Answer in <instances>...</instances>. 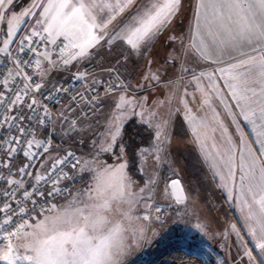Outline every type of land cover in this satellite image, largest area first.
Wrapping results in <instances>:
<instances>
[{
    "label": "snow or ice",
    "instance_id": "1",
    "mask_svg": "<svg viewBox=\"0 0 264 264\" xmlns=\"http://www.w3.org/2000/svg\"><path fill=\"white\" fill-rule=\"evenodd\" d=\"M13 2L14 0H0V21L6 19ZM182 3L183 0H163V3L159 0H31L30 6L18 16L13 14L7 19L8 27L0 53L6 57H14L12 63L15 71L9 70L0 81V130L9 133L0 137V216L5 217L0 222V229L4 225H12L13 230L4 231L3 239L9 242L6 245L7 251L0 259L13 264L10 258L13 252L11 238L19 237L22 241L20 246L35 252L34 257L24 256L22 259L34 260L35 264H121L123 254L138 243L140 237L137 233H133L130 238L126 237L121 225L110 218L113 212L130 220L132 208L143 202L145 211L138 232H148L163 214L158 206L153 207L154 193L159 191L176 204H182L188 199L183 195L184 189L179 179H169L161 190L160 182L154 174L149 176L143 187L138 186V193L133 192L134 181L126 171L127 154L123 144V117L130 112L139 116L141 123L147 124L153 133L149 146L133 153L136 159L145 166L151 160L152 166L158 169L167 162L170 155L171 115L162 114L159 104H149L147 96L140 99L128 96L131 86L126 83V74L129 72V65L135 63L133 57L142 58L150 52L154 41L181 10ZM198 7L207 5L201 4ZM213 7L219 10L218 16L229 36L228 41H222L224 47L219 49V53H227L236 61L229 64L228 69L220 70L226 72L231 81L226 82L224 87L229 89L228 95L235 101V108L239 109V112L233 110L231 115L237 117V123L242 117L253 125L259 137L256 143L262 145L259 149L250 148L243 141L234 144L228 139L225 164L229 166L231 174L232 153L235 150L240 153L241 167L246 166L248 169L250 183L247 191L251 193V203L245 201L248 207L245 219L252 222L249 223V235L255 243V249L259 250V255H254V250L245 246L242 249V261L243 264H264V0H252L249 3L229 0ZM36 9L42 11L37 13ZM225 9L229 13L227 16ZM37 15L31 31L18 42L15 41L19 23L23 22L21 18ZM194 16L198 19L199 13L194 12ZM61 37L67 43L58 44ZM168 39L174 42L178 38L169 36ZM38 42L45 44L44 51L34 46ZM13 43H16V52L21 55L10 51ZM48 45L58 49L57 59L52 58ZM105 45L108 46L109 53L115 52L116 55L114 64L107 69L113 80L108 82L104 91L106 95H110L119 89L120 94L115 104V118L109 121L106 129V143L98 145V148L99 151H112L119 147L118 159L121 162L109 167L96 159L98 152L92 161H88L78 158L73 151H66L62 156L53 158L46 168L42 164V173L25 185L23 179L18 177L32 176L33 173L27 171L31 164L23 163L16 167L14 158L22 155L30 162L37 155L31 151L32 148H40L44 144L43 140L36 139V128L46 126L49 114L48 108L39 102L36 94L44 87L47 72L59 67L61 63L66 66L72 60L93 54L100 55L99 51L93 53L91 50L97 47L103 49ZM244 48H250L251 51H243ZM66 50H72L70 58H65ZM233 51L238 56H233ZM216 52L215 48L210 51L201 49L200 55L201 58L209 59ZM29 56L34 59L26 58ZM169 57L172 62L175 61L173 54L170 53ZM42 61H47V69L41 67ZM148 63L151 64L152 61L149 60ZM26 69H33V75H29ZM34 75H39L40 80H35ZM86 75L81 73L76 79H84ZM142 78L148 82L160 80L158 71H149ZM202 78L208 80L210 89L218 87L211 75L193 74L197 90H200ZM10 81L13 82L12 86H9ZM97 83L103 86L105 82L94 80V93ZM58 91L67 93L69 89L61 87ZM80 98L85 99L83 96ZM182 102L186 105V101ZM88 103L98 104L99 94L93 95ZM229 107L233 106L230 104ZM136 108L140 111L136 112ZM25 109L28 110L27 113ZM61 116L64 117V114L61 113ZM26 122L28 127L25 126ZM76 130L77 120L74 119L68 124V131ZM223 130L226 132L227 128ZM43 152L48 153L49 148L44 147ZM93 162L103 169L97 174L95 188L81 190L68 207L54 217H45L39 224L29 223V219L25 217L35 212L40 201L64 195L65 192L71 195L68 182L75 179L72 173L78 168L81 172L92 171ZM257 162L258 184L252 182L256 180ZM5 169L7 174L3 171ZM42 185L47 187L42 188ZM117 201L120 203H114ZM75 203L83 204L84 207H75ZM124 203L128 205L127 209L123 208ZM55 208L53 204L43 211L52 212ZM27 228L33 230L29 232L26 231ZM232 231L240 236L235 225L232 226ZM241 241L243 243L242 237Z\"/></svg>",
    "mask_w": 264,
    "mask_h": 264
},
{
    "label": "rangeland",
    "instance_id": "2",
    "mask_svg": "<svg viewBox=\"0 0 264 264\" xmlns=\"http://www.w3.org/2000/svg\"><path fill=\"white\" fill-rule=\"evenodd\" d=\"M30 3L31 0H14V5L12 6L14 9L12 10V13L16 11L19 15L22 10L30 6ZM190 7L189 10L186 11L187 18H189L188 23L192 16V10ZM37 10L41 9H36L35 11ZM30 17L31 16H28L25 22ZM179 34L182 37L185 35V38L182 40V46H184L183 51L181 50L179 52L180 58H175L174 62H172L170 58H167L164 60V63H161L166 64V66L163 67L164 69L159 72L160 74L158 73L160 76L159 81L161 83L164 81L165 77H168V75L174 71L177 72L178 70L179 73L176 74L174 82L176 84L178 83V86L179 84H184L186 82V80H184L186 77L184 74L187 73V71H183V69H189L191 56L193 54L192 45L190 44V24L186 27L185 34L183 31L182 34ZM105 49L106 45L103 49L97 47L91 51L95 53L96 51L101 52ZM48 50L51 51L53 59L58 58V52L55 51L53 46L52 48L48 47ZM174 51L177 52V50ZM155 55H157V53H155ZM98 56L99 55L93 54L78 60H85L89 58L97 59ZM109 61L112 62L105 64L109 65L108 67L114 64V60L109 59L108 62ZM166 61L168 62L166 63ZM88 62H90V60L87 61V63ZM93 62L104 65L97 61ZM85 64L86 63H83L76 71L81 70ZM48 67L49 66L45 69ZM105 73L106 71H102L101 75H104ZM144 74L145 73L132 76L127 73V76L130 78V82L128 84L131 86L128 89V96L140 99L142 96L149 93L146 92L147 85H151L153 81H145L142 78ZM69 76L70 75H68L67 78ZM133 77L134 85L132 82ZM160 86L161 85L158 87ZM142 87L143 90L141 89ZM149 88L151 87L148 86V89ZM119 94V89L112 92L110 95L105 94L100 99L98 110L92 118H87L84 115L83 106L72 114L66 113L63 109L55 113L52 126L49 128H41L40 131H38L37 137H41L47 132H52L54 138V143L42 163L44 167L46 168L48 163L53 158L61 156L69 150L76 151L79 158L88 161H92L93 156H95L98 152L99 154L96 156V159L100 164L105 166L113 167L120 163L121 161L118 159L120 148L116 147V150L113 149L112 151H99L98 148V145L106 143V129L108 128L109 121L114 120L115 118L116 114L114 113V109ZM153 94H155V97H158V95H156L157 93ZM158 99L159 97L156 100ZM166 103H168V101H166ZM173 105H176L174 101L170 107L166 105L163 108V103L159 106V111L162 114L171 115L170 155L167 157V162L161 164L157 169L152 166L151 160H149L148 165L145 166L136 158H132L133 155H131L130 152L135 153L138 147V141L136 139L137 135L139 133L141 134V142L143 143H145L148 136L151 135L150 129L146 124H144V128H147L148 130L146 129L144 131L142 129L143 124L135 120L137 125L135 130L138 128L137 131L134 130L133 135L130 137L129 135H125V137L123 136V144L126 146L127 154L126 171L134 181L132 191L138 193L139 187H143L144 183L149 179V176L153 174L158 178L160 182V189L162 190L164 183L166 182L162 176V171L167 169L169 170L168 180L178 176L182 177L187 194L186 197H188V199H186L182 204H176L174 201H170L162 196L159 191L154 193L153 203L167 206L168 215L164 221H155L151 225L152 230L148 232H138L142 221V211L145 210V204L143 202L132 208L130 220L123 218L117 212H113L110 218L115 219V221L121 225V227L125 230L126 237L130 238L133 233H137L140 237L139 242L133 244L132 247H130L123 254L121 257V264H228L226 258V247L227 244L230 243V202L225 198V196L223 197L222 191H220L219 188H216L217 184L215 183L213 176H211L209 168L204 165L201 158L198 159V156L192 152L195 150L191 149L189 151L190 153L184 154L182 153V149H179L178 147V140L173 139L174 133L178 132L182 128V125L177 120L175 107ZM139 111L140 109L136 108V112ZM61 113H63L64 117L67 118L66 120L61 116ZM130 115H132L130 112L126 113V116ZM124 118L126 117H123V120ZM74 119L77 120V130L70 132L68 131V124ZM133 136L135 137L133 138ZM130 138L135 139V142ZM89 153H92V155H89ZM134 164H136V168H134L131 172L130 167H133ZM92 168V171L87 172H81L79 168L75 170L72 174L74 176H83L84 181L77 183V185L70 191L71 195L67 194L62 197L57 202L54 211H46L44 213L37 214L29 220V223L39 224L45 219V217H54L57 213L63 212L68 207L69 203L73 201V197L77 196L81 190H85L86 188H95L97 186V174L102 172L103 169L97 167L94 162L92 164ZM141 168H144V171H141ZM137 177H139L140 180H138ZM217 195H219L218 198ZM222 198H224V200ZM114 203L120 202L117 201ZM74 206L80 208L84 207L83 204L79 203H75ZM123 208L127 209L128 205L124 203ZM32 230V228L26 229V231L29 232ZM1 241L4 242L0 243V256L7 251L6 245L9 242L6 239ZM11 243L13 244V252L11 253L10 258L13 260V264H35L34 260L29 261L22 259L24 256L34 257L35 252L30 248L26 249L20 246L22 241L19 237H12ZM16 257H21V259H16ZM172 257L180 259L178 262L172 263L170 261ZM184 260H189V262H185ZM0 264H9V262L0 259Z\"/></svg>",
    "mask_w": 264,
    "mask_h": 264
},
{
    "label": "crops",
    "instance_id": "3",
    "mask_svg": "<svg viewBox=\"0 0 264 264\" xmlns=\"http://www.w3.org/2000/svg\"><path fill=\"white\" fill-rule=\"evenodd\" d=\"M159 2L163 3V0H159ZM227 2H229V0H183L181 10L172 18L168 28L154 41L150 52L142 58L133 57L135 63L129 65L128 73L132 76L141 75L149 71H158L159 73L164 69L163 67L166 66V64L161 63H164L165 59L170 58V53L173 54L175 58H180L179 52L181 50L183 51L184 46H182V40L185 38V35L182 37L179 33L182 34L183 31L185 34L186 27L190 24V44L192 45L193 54L191 56L189 69L187 73L184 74V76H186L184 78L186 82L178 86V83L176 84L174 82V78H176L175 76L179 73V70L177 72L174 71L168 75V77H165L162 83L160 81H153L151 85H147L146 92L149 93L140 96H147L149 104L155 102L160 105V102H163V108L166 105L170 107L173 101L176 103V105L173 106L175 107L177 120L182 125V128L174 133L173 139L178 140V147L182 149V153L186 154L190 153L189 151L191 149L195 150L192 152L198 156V159L201 158L204 165L209 168L211 176H213L217 184L216 188H219V190L222 191L223 197L225 196L230 202V243H228L226 247V258L228 264H243V247L247 246L254 250V255H259V250L255 249V243L251 235H249V223L252 222L246 221L245 219L248 213V207L245 201L251 203V193L247 191L250 179L247 167H241L240 153L235 150L232 153L231 174H229V166L225 164L228 147L227 141L231 139L234 144L243 141L248 147L256 149H259L262 145L256 143L259 137L254 131L253 125L244 121L242 117L239 118V122L237 123V117L231 115L233 110L239 112V109L235 108V101L228 95L229 89L224 87L226 82L231 81L226 72L220 71L221 69H228L229 64L236 62L227 53L223 55L219 53V49L224 47L222 41H228L229 36L224 30L223 22L218 16L219 10L214 8L213 5ZM241 2L249 3L252 2V0H241ZM201 4L207 5V7H198ZM12 6L10 7L6 19L0 21V47H2V41L5 38L8 27L6 21L8 18H11L13 14L17 13L16 11L12 13L14 9ZM189 7L192 10V16L188 23L189 18H187L186 11L189 10ZM41 10H39V12ZM194 12L199 13L198 19L194 16ZM224 13L225 16L229 14L227 9L224 10ZM16 15L18 16V13ZM21 19L23 22L19 23L17 34L27 17H22ZM169 36H176L178 39L171 42L168 39ZM11 46L12 45H10V48ZM48 47L52 48V45H48ZM107 48L108 46L106 45V49L100 52L101 54L97 59L72 60L66 66L61 63L59 67L52 68L50 72H47L44 79V87L40 92L51 88L58 81L66 79L68 75L76 71L83 63H87L89 60L104 64L101 65L103 68L108 67L109 65L105 64L112 62H108V60H114L116 53H109ZM212 48L217 49L216 54L212 55L209 59L201 58V49L210 51ZM44 50L45 49H43V51ZM174 50H177V52ZM242 50L251 51L250 48H244ZM71 51L72 50L65 51V58H70ZM155 53H157V55H155ZM1 54L2 53H0V55ZM232 55L238 56V53L233 51ZM149 60L152 61L151 64L148 63ZM47 66V61H42L41 67L45 69ZM201 73L211 75L218 87L215 90L210 89L208 80L202 78L200 81V90H197V83L193 80V74L199 76ZM132 82L134 85V77L132 78ZM159 85H161V88L158 87ZM148 86L151 88L148 89ZM141 89L143 90V87ZM257 92H259V88H257ZM153 93H157L156 95L159 97L158 100H156L158 97H155ZM217 97H219V99ZM221 100H223V103H221ZM166 101H168V103H166ZM182 101H186V105ZM230 104L233 106L232 108L229 107ZM57 112L58 111H56V113ZM216 113H219V115H216ZM125 117L126 118L123 120L124 137L125 135L127 136L126 128L128 123H131L133 120L135 124L136 121L141 123L139 116L130 115ZM222 124L223 127L221 126ZM223 128H227V131L225 132ZM142 129L144 131L147 129L144 128V124L142 125ZM150 134L151 135L148 136L145 143L141 142V134L139 133L137 135V149L149 146L153 136L151 129ZM257 163L258 167L255 173L256 180L252 181L256 184L259 183V162ZM179 178L183 183L182 177ZM137 179L140 180L139 177H137ZM218 196L219 195H217V198ZM222 199L224 200V198ZM233 225L239 230L240 236H237L236 233L232 231ZM241 237L243 238V243ZM3 242L4 241H1L0 243Z\"/></svg>",
    "mask_w": 264,
    "mask_h": 264
},
{
    "label": "built area",
    "instance_id": "4",
    "mask_svg": "<svg viewBox=\"0 0 264 264\" xmlns=\"http://www.w3.org/2000/svg\"><path fill=\"white\" fill-rule=\"evenodd\" d=\"M36 12L39 13V10H37ZM37 18H38V15L31 16L25 22L22 28L19 30L14 40L18 42L22 36L28 34L31 31L32 26H34L35 20ZM61 42L67 43V41L63 40V37L59 38L57 41L58 44H60ZM34 46H36L40 51H43L45 44L38 42ZM16 47H17L16 43H13L10 48V51H13L15 55H21L18 52H16ZM55 51L58 52V49H55ZM26 58L34 59V57H31V56L26 57ZM13 59L14 57H6V55L3 53L0 55V81L4 79V76L7 75L9 70L15 71V66L12 63ZM107 69L108 67L104 69L100 64L90 61L86 63L82 67L81 70L73 71L66 80H60L56 84H54L53 87L36 94L39 102L48 108L49 119L46 120V126H38L36 128V139L44 141V144L40 148H36L35 146L32 148L31 151L36 153L37 155L33 157V159L30 162L26 160L22 155L16 156L14 158V164L16 165V167L21 166L23 163L31 164V167L27 169V171L33 173V175L26 176V177H18L20 179H23L25 185L32 182L36 175H39L42 173L43 169L40 166L42 165L43 161L45 160L44 158L47 155V153L43 152V148L48 147L50 150L54 143L52 132H47L43 134V136L37 137L38 131H40L41 128H44V127L49 128L52 126L54 115L57 111V108L59 107L65 110L66 113L72 114L78 111V109H80L81 106H83L84 107L83 113H86L85 116L87 118H92L93 116H95L100 103L93 105V104L88 103V101H91L92 96L98 93L99 102H100V99L105 95L104 89L108 87V82L113 80V77L109 76ZM26 71L28 72L29 75H33V72H34L33 69H26ZM102 71H106V73L104 75H101ZM121 71L123 72L124 70L121 69ZM81 73L87 74L86 78L80 79V80L76 79L77 75ZM33 78L37 81L40 80V77L38 75H34ZM122 78H125V77H122ZM94 80L105 82L103 86H101L99 83L95 85V89H96L95 93L92 91V85H93ZM129 82H130V78L126 74V83H129ZM12 84L13 82L10 81L9 86H12ZM61 87L69 89V91L67 93L58 91V89ZM81 96L85 97V99L81 100L80 98ZM72 98H75V99L73 100ZM70 106H71V110H69ZM27 111L28 110L25 109L26 113ZM25 126L26 127L29 126L27 122ZM6 135H9V133H6L5 131L0 130V137L6 136ZM69 151H73L74 153H76V156L79 158L76 151L74 150H69ZM67 170L68 168L66 167L65 171ZM3 171L5 174H7L6 169ZM82 180H83L82 176L80 175L75 176L74 180L68 182L69 191H71L77 185V183L82 182ZM4 187L6 188L7 185H4ZM41 187L43 188L47 186L42 185ZM67 194L68 192H65L64 195H58L54 198H49L47 201H40V203L36 207L35 212L31 213L28 217H25V218L31 220L35 215L46 212V211H43V209L50 208L51 205L53 204H55L56 206V203L58 202V200L66 196ZM17 196L20 199H23L19 193H17ZM157 206L162 210V213H163L159 221H164L168 215V207L162 204L158 205V204L153 203V207H157ZM144 211L145 210L142 211V217L144 215ZM4 218L5 217L0 216V222H2ZM153 220H154V216H153ZM5 230H8V231L13 230L12 225H4V228L0 229V241L4 240L3 236H4Z\"/></svg>",
    "mask_w": 264,
    "mask_h": 264
},
{
    "label": "trees",
    "instance_id": "5",
    "mask_svg": "<svg viewBox=\"0 0 264 264\" xmlns=\"http://www.w3.org/2000/svg\"><path fill=\"white\" fill-rule=\"evenodd\" d=\"M62 108L61 107H59V108H57V111H59V110H61ZM132 124H134V125H132ZM132 125V126H131ZM137 127V125L135 124V122H134V120L131 122V123H128V126H127V128H126V133H127V135H129V137L130 136H132L133 135V132H134V130H135V128ZM138 129V128H137ZM137 129L135 130V131H137ZM135 136H133V138H134ZM133 138H130V139H133ZM133 141L135 142V139H133ZM131 153V155H133V152H130ZM132 158H136L134 155H133V157ZM134 168H136V164H134V166L133 167H130V171L132 172L133 171V169ZM168 175H169V170H167V169H164L163 171H162V176H163V178L166 180V181H168ZM76 176V175H75ZM82 182L84 181V178H83V176H82Z\"/></svg>",
    "mask_w": 264,
    "mask_h": 264
},
{
    "label": "bare ground",
    "instance_id": "6",
    "mask_svg": "<svg viewBox=\"0 0 264 264\" xmlns=\"http://www.w3.org/2000/svg\"><path fill=\"white\" fill-rule=\"evenodd\" d=\"M180 258H176V257H172V259L170 260L172 263H176L179 261ZM185 262H189V260H184ZM165 262V261H164Z\"/></svg>",
    "mask_w": 264,
    "mask_h": 264
},
{
    "label": "water",
    "instance_id": "7",
    "mask_svg": "<svg viewBox=\"0 0 264 264\" xmlns=\"http://www.w3.org/2000/svg\"><path fill=\"white\" fill-rule=\"evenodd\" d=\"M172 179H179V180L181 181V179H180L179 177H174V178H172ZM181 185H182V187H183V189H184L183 195L186 197L187 194H186V191H185V188H184V185H183L182 181H181Z\"/></svg>",
    "mask_w": 264,
    "mask_h": 264
}]
</instances>
